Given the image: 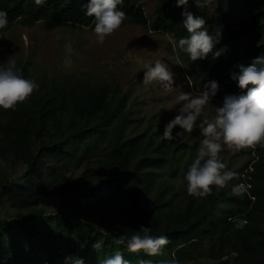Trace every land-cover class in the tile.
Returning a JSON list of instances; mask_svg holds the SVG:
<instances>
[{"label": "trees", "instance_id": "1", "mask_svg": "<svg viewBox=\"0 0 264 264\" xmlns=\"http://www.w3.org/2000/svg\"><path fill=\"white\" fill-rule=\"evenodd\" d=\"M136 1L124 0L118 5L127 14L122 25L148 27L177 40L188 35L182 24L183 6L176 7L175 0H155L150 24ZM85 3L87 0H0V9L7 11L9 20L6 28L0 29V47L7 28L18 20L23 26L40 21L47 30L62 26L92 29L95 20L85 15ZM187 7L206 18L210 31L216 25L223 26L216 49L226 51L217 58L210 53L197 67L200 81H219L216 98L222 102L226 93L241 91L229 78L234 65L241 60L248 64L264 52V0H252L249 17L237 30L218 22L203 7L197 8L193 0ZM248 33L252 35L250 42L239 50L236 42ZM16 67L31 77L25 65L16 62ZM37 82L39 88L15 109L0 108V164H24L35 182L29 193H17L7 188V180L0 181V204L6 201L17 213L10 220H0V264H63L68 256L81 257L84 264H98L115 250L122 251L132 264L140 259L158 264L173 254L181 264H199L204 258L207 264H264V156L259 151L250 172L248 161L239 171L242 177L234 178L226 187L212 186L213 192L204 198L190 196L185 190L180 195L185 204L177 205L174 202L179 193H167L172 186L162 178H174L180 170L186 185L184 176L196 154L195 144L177 138L165 140L161 130L149 125L137 132L142 120L134 117L126 95L116 86L45 76ZM81 167L83 172L77 179L63 175ZM157 168L168 174L155 175ZM241 181L251 188L234 195L231 187ZM71 192L80 193L82 198L71 214L45 215L37 210L45 201ZM239 219L248 221L243 228L235 227ZM140 225L150 226L154 235L169 237L160 255L132 253L114 243V237H130ZM41 226L54 241L60 237L68 245L63 256L58 254L59 245L34 252H30L32 247L25 253H20V246L15 250L13 232L18 231L29 247L42 234ZM102 237H107L102 248L94 249L93 243ZM72 245L79 247L77 256Z\"/></svg>", "mask_w": 264, "mask_h": 264}, {"label": "rangeland", "instance_id": "2", "mask_svg": "<svg viewBox=\"0 0 264 264\" xmlns=\"http://www.w3.org/2000/svg\"><path fill=\"white\" fill-rule=\"evenodd\" d=\"M251 2L252 0H208L203 8L218 22L229 24L234 30H237L249 17ZM135 3L142 7L147 22L150 24L154 18L155 0H137ZM18 21L13 22L4 33L5 40L0 47V62L14 59L17 63L25 65L31 78L36 81L45 76L50 80L57 78L64 81L77 80L87 83L86 85L106 83L111 88L116 86L120 93L126 95L128 106L134 117L142 120L143 126L137 132H142L148 125L151 126V129L163 132L164 125L177 114L179 104L176 101V96L181 91L196 93L204 83L199 79L192 80L193 72L189 75L182 59V52L175 44V40L162 32H151L149 28L128 23L107 36L105 41L100 44L96 42L94 32L87 28L80 30L62 26L47 30L40 21L32 26H23ZM250 38H252L251 33L241 37L236 42L238 49H244L247 46L246 41L250 42ZM157 58L166 60L176 74V87L171 92L163 89L158 83H142L144 70L141 64L137 63V59L154 62ZM239 63L245 64L243 60ZM212 103L219 106L221 102L214 98ZM214 114V106H209L203 113V119L211 120L214 118ZM177 130H179L178 126L173 131ZM200 138L199 130L194 129L192 133H185L177 137V140L186 142L188 145L195 144L197 148ZM258 151L261 157L264 156V147L261 146L259 149L255 147L239 150L225 146L221 155L227 167L238 173L249 161L247 169L250 172L251 164L259 156ZM179 166H182L181 163ZM41 169L47 170L44 167ZM178 171L175 174L176 177L165 175L162 180L165 184L172 186V189L167 193H179V198L174 203L183 206L185 201L182 202L180 195L186 190V185L181 179L180 170ZM82 172L83 168L81 167L74 172L64 171L63 175L77 179ZM154 172L157 176L165 173L161 168H157ZM243 174L245 175V172ZM238 177H242V175L239 174ZM4 180H7V188L17 193H29L35 186L33 178L26 173L25 165L18 162L0 164V181ZM79 194L71 192L63 198L49 199L37 207V210H41L45 215L71 214L74 205L81 204L82 198ZM15 212L9 208L6 201L0 204V220H10L16 217L17 213ZM51 225V228H56L54 223ZM41 230L42 234L29 247L25 238L18 231L13 232L12 241L16 245L15 250L20 246L22 247L20 253H25L32 247L30 252H34L36 248H44L49 245L55 249L59 245V256H63L68 251L65 248L68 245L62 238L59 237L54 241L47 236L45 228L42 226ZM106 239L107 237H102L100 241L104 242ZM77 246H71L74 256L79 253ZM43 259L47 258L42 257ZM54 261L60 262L56 258ZM63 261L62 257L61 262ZM207 263L206 258L199 262V264Z\"/></svg>", "mask_w": 264, "mask_h": 264}, {"label": "clouds", "instance_id": "3", "mask_svg": "<svg viewBox=\"0 0 264 264\" xmlns=\"http://www.w3.org/2000/svg\"><path fill=\"white\" fill-rule=\"evenodd\" d=\"M36 2L41 3L42 0ZM123 2L124 0H87L82 6L85 15L94 17V27L87 29L94 32L97 43L102 44L107 36L124 26L122 23L127 14L118 7ZM188 3L189 0H175L176 7L183 6L182 24L188 35L177 40L171 34L162 33L175 40L189 75L193 72L191 78L196 80L200 78L197 68L199 60L206 59L210 53L213 58H217L226 48L216 49L222 39L223 26L216 25L210 31L206 18L190 11ZM193 3L199 8L205 6L208 0H193ZM8 23L7 11L0 9V29L6 28ZM137 63L141 64L144 70L142 83H158L169 92L174 90L176 74L166 60L157 58L154 62H144L137 59ZM233 68L229 71V78L236 83L240 92L226 93L219 106H216L212 101L216 99L220 84L216 79H207L198 92L181 91L176 96L179 104L177 114L164 125L162 135L168 141H173L185 133H192L194 129L199 130L201 138L196 154L184 176L186 192L193 197L204 198L213 192L212 186L224 188L239 176V173L228 168L222 159L221 153L225 146L237 150L255 148L257 145L264 147V52L252 58L250 63L238 62ZM38 88V82L25 76L22 70L16 67L14 59L0 62V108L15 109L19 102L25 101ZM209 106H214V118L203 119V113ZM177 126L179 130L174 133L173 130ZM250 188L251 184L241 181L233 184L231 191L239 196L247 193ZM247 222L246 219H239L235 227L243 228ZM113 239L116 245L126 246L129 252L142 251L148 256L160 255L164 246L170 242L166 234L154 235L151 227L145 225H140L130 237L121 234ZM102 246L103 241L100 240L92 245L96 250ZM65 264H84V259L68 256L65 257ZM98 264L132 262L125 258L122 251L115 250L100 259ZM138 264H154V261L140 259ZM158 264H181V261L173 254L171 258L161 260Z\"/></svg>", "mask_w": 264, "mask_h": 264}]
</instances>
